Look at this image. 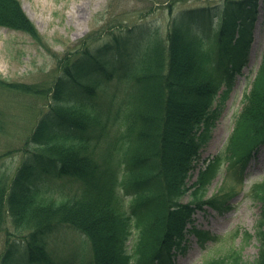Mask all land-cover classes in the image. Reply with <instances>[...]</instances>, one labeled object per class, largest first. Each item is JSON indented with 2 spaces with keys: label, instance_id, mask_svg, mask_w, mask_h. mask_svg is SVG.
<instances>
[{
  "label": "trees",
  "instance_id": "1",
  "mask_svg": "<svg viewBox=\"0 0 264 264\" xmlns=\"http://www.w3.org/2000/svg\"><path fill=\"white\" fill-rule=\"evenodd\" d=\"M218 1L177 11L164 36L158 28L120 22L100 39L89 34L63 55L53 54L58 76L42 90L49 101L31 137L37 146L8 189L0 185V228L9 219L16 230L6 228L0 264H56L48 237L65 228L90 241L81 264H156V257L166 264L169 242L194 210L195 201L183 204L180 197L196 185L198 201L220 167L217 156L188 185L198 151L246 62L263 0ZM0 25L30 33L50 51L20 0H0ZM262 55L227 147L228 176L237 183L264 144ZM112 79L119 89L108 92ZM51 174L84 183L81 195L44 201L39 184ZM227 187L209 203L221 208L218 203L235 192L228 182L222 191ZM121 188L132 195L128 206ZM254 188L262 201L259 256L246 262L233 251L204 264H264V181ZM136 229L140 240L130 249Z\"/></svg>",
  "mask_w": 264,
  "mask_h": 264
},
{
  "label": "rangeland",
  "instance_id": "2",
  "mask_svg": "<svg viewBox=\"0 0 264 264\" xmlns=\"http://www.w3.org/2000/svg\"><path fill=\"white\" fill-rule=\"evenodd\" d=\"M24 9L36 22L44 39L56 53L62 54L90 32L93 38L103 37V29L110 19L121 20L128 17L127 23L145 22L153 28L165 31L171 17L170 11L197 5L213 6L216 0H21ZM169 6V2H171ZM264 4V3H263ZM258 8L255 19V41L243 70L236 75L233 90L222 107V114L212 132L211 140L201 149L198 168L215 155H225L226 143L235 126V120L244 106V95L251 90L252 82L259 68L264 47V5ZM55 60L26 32L0 26V78L10 81L40 83L49 85L57 76ZM114 87V85H113ZM17 99L23 101L15 102ZM13 100V102L11 101ZM46 97L33 94L23 95L13 89L0 87V107L3 105L7 122L0 127V177L6 173L7 183L11 181L22 157L27 153L25 140L44 108ZM33 109L29 113L23 106ZM0 117L2 118L1 114ZM10 118L14 120L10 121ZM3 119V118H2ZM227 161L224 162L209 183L201 205L195 210V221L189 225L181 240V247L173 250L174 264H203L209 259L228 256L232 251L242 253L244 260L251 262L258 256L260 241L256 226L261 212V200L255 198L254 185L264 180V145L248 163L243 183L235 185L238 192L228 197L224 208H214L205 201L222 193L226 181ZM198 169L190 183L197 178ZM81 183L65 182L67 195H73ZM63 184L51 177L44 182L42 195L47 198H60ZM192 199L191 193L183 201ZM209 232L203 242L192 232L193 228ZM249 234L251 236H249ZM137 235V234H136ZM81 236L73 232L57 235L53 245L63 254L73 252L80 244ZM137 241V238H135ZM4 233L0 232V252L4 247ZM83 244V243H81ZM185 247L183 250L182 248Z\"/></svg>",
  "mask_w": 264,
  "mask_h": 264
}]
</instances>
